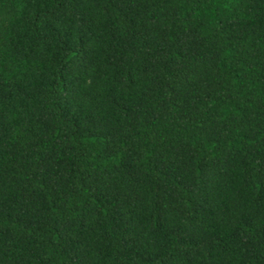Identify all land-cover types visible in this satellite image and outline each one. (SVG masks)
Returning <instances> with one entry per match:
<instances>
[{
    "label": "trees",
    "instance_id": "trees-1",
    "mask_svg": "<svg viewBox=\"0 0 264 264\" xmlns=\"http://www.w3.org/2000/svg\"><path fill=\"white\" fill-rule=\"evenodd\" d=\"M0 264H264V0H0Z\"/></svg>",
    "mask_w": 264,
    "mask_h": 264
}]
</instances>
